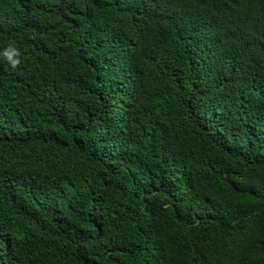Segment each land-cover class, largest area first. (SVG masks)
Listing matches in <instances>:
<instances>
[{"label": "trees", "instance_id": "1", "mask_svg": "<svg viewBox=\"0 0 264 264\" xmlns=\"http://www.w3.org/2000/svg\"><path fill=\"white\" fill-rule=\"evenodd\" d=\"M0 264H264V0H0Z\"/></svg>", "mask_w": 264, "mask_h": 264}, {"label": "clouds", "instance_id": "2", "mask_svg": "<svg viewBox=\"0 0 264 264\" xmlns=\"http://www.w3.org/2000/svg\"><path fill=\"white\" fill-rule=\"evenodd\" d=\"M4 56L6 57L13 69H15L16 66L20 63V60L18 58L19 53L14 47L10 46L9 49H6L4 52Z\"/></svg>", "mask_w": 264, "mask_h": 264}]
</instances>
